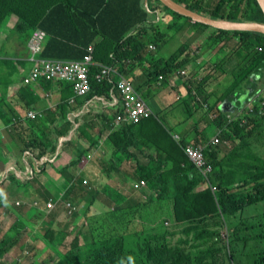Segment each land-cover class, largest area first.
Masks as SVG:
<instances>
[{
  "label": "trees",
  "instance_id": "1",
  "mask_svg": "<svg viewBox=\"0 0 264 264\" xmlns=\"http://www.w3.org/2000/svg\"><path fill=\"white\" fill-rule=\"evenodd\" d=\"M174 1L215 19L264 23L262 9L256 0ZM145 3L151 9L160 6L168 10L176 18L190 23L195 30L204 27L209 29V25L193 22L191 18L171 11L158 0H0V24L8 16L15 14L22 45L27 44L30 32L35 29L45 31L47 39L42 46L41 58L80 60L88 53V47L92 46L96 62L118 65L121 73L126 75L139 67L145 76L144 83L159 82L166 85L168 76L180 74L182 69L190 65V58L180 64H176V61L189 48L192 37L168 58L159 57L158 52L166 43L167 37L160 35L152 39L146 27H139L148 16L143 6ZM172 26H177L179 32L183 30L184 24L173 22L170 27ZM215 32H218L221 41L236 39V47L225 60L219 62L218 70H222L230 62L231 56L239 51L243 52L232 73V79L222 88L221 96L217 98L220 101L228 96L235 97L237 91L252 84L251 77L256 76L259 68L264 66V35L251 31ZM150 45L154 49L149 48ZM259 48L262 49L261 52ZM127 62L130 63L127 65ZM25 63L26 61H20L22 66ZM145 64L150 67L146 68ZM125 66H130V69L126 70ZM98 72L99 67H92L91 91L88 97L78 99L87 101L97 92L111 97V83L95 79ZM9 81L13 85H19L17 92L19 90V95L24 99L21 106L28 112L27 104H32L26 98L31 95L29 86H25L23 80L19 82L10 78ZM42 82L47 87H65L73 94L70 83L55 80ZM206 82L204 77L196 86L200 96L197 104L201 109L202 103L208 101V95L203 96ZM133 84L135 91L139 93L140 85L137 87V84ZM253 86L252 84V88ZM182 99H186L185 104L191 111L192 99H196L192 90L189 89L188 96ZM67 101L69 100L63 97L62 103L56 106L58 108L47 114L54 119L57 112L64 113L63 102ZM7 113L10 117H16L11 106ZM207 113L214 114V117L207 116ZM155 115L141 119L136 125L115 128L109 135L126 160L138 159V155L130 151L132 146L138 147V150H146L143 151L146 163L137 164L136 173L138 179L145 181L149 190L145 200L136 207L120 204L113 209L112 204H107L111 196L105 190L86 183V179L76 172L81 156L95 148L98 140H89L90 146L87 148L73 139L62 141L63 132L70 124L66 115L65 123L56 126L53 122L48 127L42 124L40 118L27 119L25 124L17 117V124L9 119L11 122L6 123V130L10 140L4 142L0 139V159L5 162L13 156L3 149L8 148V143H11L9 150L14 154L19 153L21 156L22 153L33 152L39 159L48 152L52 153L49 156H53L61 141L66 144L63 150L74 148L77 152L69 169L57 171L60 174L57 182L66 184L61 201L84 202V207L81 208L84 217L70 215L64 209L62 215L67 220L64 224L55 228L43 226L47 227L44 233L45 247H51L54 255L50 254L42 262L32 264H264V252L260 250L257 253L255 248H248L254 245V241H258L256 245L260 249L264 236L254 235V228L264 230V223L261 221V225H253L243 217L250 207L264 201V109L261 112L255 106L244 114L230 118L218 111L214 104L204 110L203 117H206L211 130L207 132L203 129L197 133L192 145L203 148L206 160L212 165L208 179L215 186L214 189L210 185L200 187L204 178L184 152L182 143L172 140L171 129L165 126L159 115H156L159 119ZM146 123L151 125V132H144ZM88 128L90 127H84V130L88 132ZM213 132H217V142L210 139ZM52 134L55 135L54 138L50 137ZM223 148L227 149V153L220 157ZM52 158L44 161L45 166L30 164L35 174L25 177L19 175L16 168H11L8 177L0 181L3 183L7 178L6 185L2 186L6 187L9 198L13 190H16L39 206L36 208L31 204L16 203V199L2 204L14 217V221L11 224L13 229L7 230L4 235L3 227L0 228V264H5L4 257L18 244L20 238L16 229L18 226L22 227L21 219L30 216L31 221L36 224L39 218H34L33 215H39L41 220L48 215V223L55 222L54 215L46 214L40 207L50 210L47 204H55L56 198L42 184L45 182L38 178V175L45 176L49 168L58 170L49 162ZM226 160H229L228 163H225ZM232 169L234 172L230 173L229 170ZM97 201H102L107 209L100 213L103 216L89 218L88 213ZM32 210L35 214H31ZM166 221L169 222L168 226L164 225ZM85 224L87 231L78 230L72 237L73 228L80 229ZM137 225L141 227L137 228ZM10 232L14 234L9 235ZM47 240L49 244L56 243L61 248H66L68 242L69 249L60 254L58 248L55 250V246L49 245ZM82 240L84 245L79 243ZM33 250L32 245L21 247L17 251L18 261L13 264H21L22 259H31L30 253Z\"/></svg>",
  "mask_w": 264,
  "mask_h": 264
},
{
  "label": "crops",
  "instance_id": "2",
  "mask_svg": "<svg viewBox=\"0 0 264 264\" xmlns=\"http://www.w3.org/2000/svg\"><path fill=\"white\" fill-rule=\"evenodd\" d=\"M143 6L147 11L148 16L145 23L140 24L141 26L139 27H146V29H148V35L152 39L159 37L160 35L167 36L169 30L177 31V26L170 27L173 22L184 24L183 30L179 31V33L185 34L188 39L192 37L189 41L190 49L187 48L185 53L176 61V64H180L188 58L192 59L190 65L186 69L181 70H185L189 73L190 77L194 79L192 82L184 79L180 74H171L167 77L168 79L166 85H161L159 82H148L146 84L144 83L145 76L142 74L143 72L141 68L137 67L132 73L129 72L126 75L124 72L121 73L118 65L115 66L135 89L136 87L133 83L137 84V87L140 85L141 88L139 89V95L141 98L143 97V101L153 114L157 111H161V114L158 115L163 119L164 124L171 129V138L172 135H177L180 137L183 146L187 144L192 145L197 133H200L203 129L209 132L211 128L208 127L207 119L206 117L204 118L203 115L204 110H207L208 106L211 104H214L216 109L225 114L227 118L238 116L241 113L244 114L246 110H251L255 106L259 107L262 112V109H264V66L259 68L256 76L251 77L252 84L254 85L253 88L252 84H250L249 86H244L243 90L237 91V95L233 98L228 96L220 101L217 99L221 96L222 88H224L225 85L232 79V73L235 66L243 56V52H237L231 56L230 62H228L222 70H218L219 62L225 60L236 47V39H226L228 40L227 42H224L226 40L221 41V39L218 38V32H215L217 29L214 30V27L211 29V26H209V29L204 27V29L195 30L190 23L183 19L180 20V18H176V16H174L171 12L160 6H157L155 9L147 7L146 3L143 4ZM168 24L170 25L169 27ZM32 32L30 33L32 34ZM165 33L166 35H164ZM20 39L17 16L15 14H11L0 24V139L4 142L8 141L9 134L6 130V123L11 122L9 119H12V122L15 124H17V118L22 119V123L24 122L25 124L28 119L26 118V114L29 111L36 112L37 118H40L42 124L47 127L53 122L56 126L65 123L64 117L66 115L67 121H70V124L65 132H63L64 137H61L62 141L66 142V140L68 141L73 139L74 141H78V143L81 146H84V148H87L90 146L89 140H98L95 148H92L86 154L81 156L76 172H79V175L86 179V183L93 185L99 190H105L111 196L113 201H111V198L106 193H103L105 196L110 198V200L107 201V204H112V209L114 207L118 208V205L120 204L128 205L133 208L136 207L139 202H143L148 196L149 190L145 181L138 179L136 166L137 164L146 163L143 152L146 150H138V147L132 146L130 151L136 154V156L138 155V159L133 158L126 160L124 159L121 151L115 146L113 138L109 136L115 129L114 117L119 111L120 95L118 92L110 91L111 97L97 92L87 101H82L78 98L76 99L74 94H71V92L66 90L65 87H59L58 85L54 87H47V85L41 81L29 85L31 95H27L26 98H28L32 104H27V111H29L25 112L26 109H23L21 106L24 103V99L19 95V90L17 92V87L19 85H13V82L9 81L10 78H13L21 82V80L29 74L32 68V63L28 60L26 44L22 45ZM197 42H199V44L201 42V45L199 46L198 44L196 46ZM20 61H26L25 65H20ZM129 63L130 62H127V65ZM104 65L109 66V64ZM113 65L115 64L110 66ZM145 67L149 68L150 66L149 64H145ZM125 69L129 70L130 66H125ZM204 77L207 79V82L204 86L203 96L207 94L208 101H204L205 103H202L203 110L197 104L200 100V96L198 95L196 86L202 82ZM116 78V76H112V79L115 80ZM163 79L164 78H162V80ZM189 89L192 90L193 96H196V102L192 99L193 103L191 111L185 104L186 99H182L185 96H188ZM63 97L69 100L67 102H63L64 113L60 114V112H57L55 118L53 119L52 116L47 114V112L57 109L58 107L56 108V106L62 103ZM171 98H174V101L172 104H169L168 101ZM9 106L14 109L17 118L10 117L8 115L7 111L9 110ZM173 107H176L174 108V110H176L174 113L173 111H169ZM209 115H213L214 117V114L207 113V116ZM78 127L80 128L78 129ZM84 127H90L88 128V132L84 130ZM150 127L151 125L146 123L144 125V132H151ZM217 132L212 133L210 137L211 140ZM50 137L54 138L55 135L52 134ZM62 141L59 149L56 150L53 156H49L52 153L48 152L47 155L45 154L42 156L43 159L36 158L33 152H29L30 154L25 152L22 153L21 156L19 153H13V156L8 162L0 159V181L7 177L11 166H14L21 176H24L22 172L25 174V169H27L28 166L33 169V174H35V170L30 164L37 167L41 166L37 164H44L42 166H45L44 161L53 157L49 162L53 163L55 169L58 170L54 171L52 168L47 169V178L46 175H38V178L45 182L42 184L49 189L52 195L56 198L55 206L50 210L46 208L45 210H47L49 214L51 213V210L56 209L57 206L62 203L65 211L67 210L70 215L77 214L78 217H84L81 210V208L84 207V202L73 203L70 200L64 203L61 201L66 184L65 182H57L60 177V174H58L57 171L61 172L63 169H69L71 161L77 156L76 149L74 148L63 150L66 144L64 145ZM184 141L186 142L184 143ZM226 145L229 147L228 142ZM9 148H11V145H8V148L3 149L6 153H8V151H10ZM226 151L227 149L223 148L219 156L221 157L226 154ZM228 161L229 160H226L225 163H228ZM5 169V173H3L2 171ZM229 172L233 173L234 169L229 170ZM52 178L55 179L56 183ZM140 181H143L144 185L138 188L135 187V185ZM205 186H208V183L203 179L200 187L204 188ZM136 190L139 192V195ZM245 190L247 191V189ZM7 193L8 191L6 188L4 191L0 189V194H2V202H0L2 215V204L6 201L8 202L14 199L18 202L31 204L32 207H39L34 201H23L21 199V194H15L16 190H13L12 196L10 197L11 200L9 196H6ZM124 196L126 197V200ZM69 203L72 204L74 210L68 207ZM106 209L107 208L102 201H97L92 210L89 211L88 217L94 218L103 216L100 213H103ZM258 211H262V209L253 208L251 210H247V213L244 214L243 217L246 221L253 223V225H261V221L264 223V211L263 213H258ZM5 213L9 214V211L5 209ZM60 213L62 217V209ZM31 214H35V211L32 210ZM32 217L39 218L36 224H34V221H31L30 216H25L23 218L25 222L21 219L20 224L22 227L18 226L16 229L19 231L18 236L20 239L18 244L13 246L11 253L17 252L25 245H32L34 247L36 244H39L37 246L40 248L44 247V249L50 250L45 247L44 233L47 227H60L61 224L58 222L59 218L52 224L48 223L47 227L44 228L39 225L41 220L39 215H33ZM13 221L14 217L9 214L4 221V223L9 222V225L4 229V224H0V228L2 226V230L4 229L6 232L9 229H13L11 227ZM257 222H259V224H257ZM164 224L169 223L166 221ZM76 229L78 228H73V232ZM262 230V228H254V235L257 231ZM13 234V232L9 233V235ZM257 242L258 241H254V245H250L248 248H255L258 253L260 249L256 245ZM263 244L264 239L262 240V245ZM81 245H84V242H82ZM54 249L56 250V247H54ZM59 249L61 248H58V250ZM68 249L69 248H67V250Z\"/></svg>",
  "mask_w": 264,
  "mask_h": 264
},
{
  "label": "built area",
  "instance_id": "3",
  "mask_svg": "<svg viewBox=\"0 0 264 264\" xmlns=\"http://www.w3.org/2000/svg\"><path fill=\"white\" fill-rule=\"evenodd\" d=\"M46 39L47 34L45 31L35 29L27 41L28 60L32 63V68L29 74L23 79L25 86L45 80L63 81L72 85L75 98L85 97L91 91L90 71L92 67L95 66L99 67V72L95 75V79L99 82H110L111 91L118 92L120 95L119 111L114 117L115 128L132 124L136 125L141 119L153 116V113L139 93L135 91L133 85L119 72L115 67L116 65L108 66L95 62L93 47H89L87 50L88 53L80 60L45 59L41 58L40 55ZM149 48L153 49L154 47L150 45ZM259 51L261 52L262 49L259 48ZM180 75L189 82L194 81L185 70L181 71ZM112 76H116L117 78L114 80ZM159 79H161V77H159ZM26 118L36 119L37 113L29 111L26 114ZM172 139L176 143L182 142L177 135H172ZM212 141H218L216 135L212 138ZM183 149L208 185L214 189L215 186L211 185L208 179V175L212 172V165L206 160L203 148L187 144L183 146ZM28 167L25 169V174L22 172L25 177L33 174V169ZM10 168H14V166ZM143 185L144 182L140 181L135 187L138 188ZM16 203L19 202L16 201ZM47 205L49 209L55 206L52 202H48ZM68 207L74 210L72 204L69 203Z\"/></svg>",
  "mask_w": 264,
  "mask_h": 264
},
{
  "label": "rangeland",
  "instance_id": "4",
  "mask_svg": "<svg viewBox=\"0 0 264 264\" xmlns=\"http://www.w3.org/2000/svg\"><path fill=\"white\" fill-rule=\"evenodd\" d=\"M167 38H166V43L160 48V50H159V52H158V55H159V57H162V58H167V57H169L174 51H176L177 49H178V47L182 44V43H185V42H187L188 41V38H187V36L185 35V34H183V33H179V32H177V31H174V30H169L168 31V33H167V36H166ZM199 44V42H197L196 43V46ZM201 45V42H200V44H199V46ZM198 46V47H199ZM197 47V48H198ZM190 49V48H189ZM192 49V48H191ZM11 54V53H10ZM145 101H146V99H145ZM173 101H174V98H171L169 101H168V103L169 104H172L173 103ZM147 102V101H146ZM148 103V102H147ZM174 108V107H173ZM172 109V108H171ZM170 109V110H171ZM169 110V111H170ZM161 111H157V112H155V114L156 115H158V114H161L160 113ZM174 112H176V110H173V113ZM155 115V118H158L159 119V117L158 116H156ZM162 119V118H161ZM162 121H163V119H162ZM163 123H164V121H163ZM166 126V125H165ZM10 140V135L8 136V141ZM8 145H11V143H8ZM12 146V145H11ZM8 153H12L13 154V151H8ZM6 164V163H5ZM8 164V163H7ZM4 169V168H3ZM5 171H6V169L4 170V171H2L3 173H5ZM8 175H9V173L7 174V177H8ZM6 180H7V178H6ZM6 180L3 182V183H0V189H2L3 191H4V189L6 188V187H3L2 186V184H5L6 185ZM8 184V183H7ZM137 189V188H136ZM137 190H139V189H137ZM136 190V192L138 193V195H139V192ZM16 195H22V200L23 201H28V198H27V196L26 195H24V194H22L21 192H18V191H16V193H15ZM6 196H9V194L7 193V195ZM1 197H2V194H1ZM21 199H19V200H21ZM43 203V202H42ZM44 204H42V206H43ZM253 208H259V209H262V211H258V213H263V211H264V201L263 202H260V203H257V204H255L254 206H252V207H250L249 208V210H251V209H253ZM40 209H42V210H44L45 211V213H47L48 214V211L47 210H45L44 208H41L40 207ZM61 209L62 210H64V205L62 204V203H60L58 206H57V208L56 209H53V210H51V214L50 215H54V218H55V221L58 219V222L60 223V224H64L65 223V217L64 216H62L61 217V213H60V211H61ZM9 216V214H7V213H5V209L3 208V215H2V210H1V208H0V224H4V229L9 225V222H7V223H4V221L6 220V218ZM49 219H50V216H48V215H46V217H44V220H40V226L41 227H43V226H45V225H47V223H48V221H49ZM23 222H25V220L23 219ZM169 223V222H168ZM257 224H259V222H257ZM86 225V224H85ZM165 226H168L169 224H164ZM141 226L140 225H137V228H140ZM2 230V233H3V235L6 233V231L5 230ZM40 229V228H39ZM78 230H80V231H84V232H86L87 231V225L85 226V227H82V228H78V229H76L74 232H73V234H72V237H74V235L76 234V232L78 231ZM256 234H264V230L263 231H257L256 233H255V235ZM48 241V240H47ZM45 242V241H44ZM82 242H84V240H82V241H79V243H82ZM85 243V242H84ZM48 244H49V241H48ZM54 245L55 247H57V248H61L60 246H57V244L56 243H50L49 245ZM37 245H39V244H36L35 246H34V250L30 253V255H31V259H29V260H25V259H22L23 260V262L21 263V264H32V263H40V262H42L43 260H45V259H47L48 258V256L50 255V254H52V252H53V250H52V248L51 247H46L47 249H50V250H46V249H44V247H38ZM262 246H263V248H262ZM66 248H61V249H59L58 250V252L60 253V254H64L65 252H66V250H67V248L69 247V243L67 242V246H65ZM260 250L262 251V252H264L263 250H264V244L263 245H261V247H260ZM22 252V251H21ZM23 252H25V251H23ZM248 254H249V252H247ZM18 254V252H13V253H11V251L9 252V254H7L5 257H4V262H5V264H13L15 261H18V258H19V256L17 255ZM52 255H54V253L52 254ZM56 255V254H55Z\"/></svg>",
  "mask_w": 264,
  "mask_h": 264
},
{
  "label": "water",
  "instance_id": "5",
  "mask_svg": "<svg viewBox=\"0 0 264 264\" xmlns=\"http://www.w3.org/2000/svg\"><path fill=\"white\" fill-rule=\"evenodd\" d=\"M164 6L173 12L187 16L194 22H201L207 24L217 30H239V31H253L264 35V23L259 22H235L225 19H215L203 13L189 9L185 4L178 3L174 0H158ZM260 5L264 15V0H256Z\"/></svg>",
  "mask_w": 264,
  "mask_h": 264
}]
</instances>
